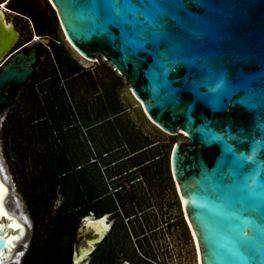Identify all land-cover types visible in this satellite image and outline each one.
<instances>
[{"label":"water","instance_id":"95a60500","mask_svg":"<svg viewBox=\"0 0 264 264\" xmlns=\"http://www.w3.org/2000/svg\"><path fill=\"white\" fill-rule=\"evenodd\" d=\"M50 2L80 56H101L158 127L187 136L171 170L201 264H264V0ZM36 62V49L13 55L0 90L26 84ZM14 104L0 95V264L21 263L33 226L12 205L18 189L4 169ZM87 220L73 263L97 237Z\"/></svg>","mask_w":264,"mask_h":264},{"label":"rangeland","instance_id":"374dc122","mask_svg":"<svg viewBox=\"0 0 264 264\" xmlns=\"http://www.w3.org/2000/svg\"><path fill=\"white\" fill-rule=\"evenodd\" d=\"M8 7L27 14L36 34L62 41L47 50L2 129L4 169L18 189L15 199L22 214L33 225L20 264H76L82 217L103 218L108 229L78 264H143L145 254L154 264H198L171 170L175 144L187 142V136L182 131L174 136L158 127L130 86L101 56L95 64L78 57L50 0H13ZM5 14L20 34L18 45L27 41L32 28ZM63 54L75 65L77 77ZM119 103L122 113L115 117L112 110ZM32 104L40 111H33ZM16 121L23 126L29 122L23 135L18 134ZM67 157L71 176L80 171L65 183L61 170ZM79 178L89 190L77 212L74 185ZM97 195L99 204L92 200ZM120 200L130 218L118 205Z\"/></svg>","mask_w":264,"mask_h":264},{"label":"flooded vegetation","instance_id":"af4514ba","mask_svg":"<svg viewBox=\"0 0 264 264\" xmlns=\"http://www.w3.org/2000/svg\"><path fill=\"white\" fill-rule=\"evenodd\" d=\"M5 1H7V2L6 3L5 2L0 3V5H2V7L0 6V10L3 11L4 14L6 11L7 14H13L14 16H17L19 19H22L23 21L26 22V24L28 26H30V28H32V31H31L30 38L27 41H25L24 43L18 45V43L20 41V34H19L17 28L15 27V25L11 22H8V23L12 24V26H13V31L11 33H16V40L9 49H7L4 53L0 54V66L5 64L13 55H15L16 53H19V52H23L24 54L27 55L30 53V51L36 49V56H37V62L33 66L35 71L30 76V78L26 84L15 85V86L10 85V86H6L2 90H0V95H7L8 98L15 99V104L12 106V107H14L16 105L17 100L20 98V96L24 94L27 86L32 83L31 81L33 80V78L38 73L40 65L45 61L47 50L52 51V47H51V46H53L52 44H56V45L60 46V45H62V41H57L56 39H53L48 35L42 36V35L36 34L32 19L27 14H22V13L15 11L14 9L9 8L8 5L11 2H13V0H5ZM6 4H7V6L4 8L5 9V11H4L3 7ZM5 20H6V18H5ZM10 38L14 39V35L11 34ZM67 43H68V41H67ZM68 45H70V44L68 43ZM70 47H71V45H70ZM71 48L74 49L73 47H71ZM6 55H8V56L5 58ZM77 55H78V57H80V55L78 53H77ZM62 56H63L62 59L65 61V63L68 66H70V69L75 70L76 69L75 65H73V63H70L68 61L67 56L65 54H63ZM4 58L7 59L5 62H3ZM78 75H79V73L76 72L75 76H78ZM65 128L66 127H64L63 129H65Z\"/></svg>","mask_w":264,"mask_h":264},{"label":"bare ground","instance_id":"6f19581e","mask_svg":"<svg viewBox=\"0 0 264 264\" xmlns=\"http://www.w3.org/2000/svg\"><path fill=\"white\" fill-rule=\"evenodd\" d=\"M2 6V5H1ZM4 8V7H3ZM6 16L3 13V11L0 10V54L4 53L7 49H9L13 43L16 40V33H11L13 31V26L12 24L8 23L5 20ZM13 34L14 35V39L10 38V35ZM65 35V33H64ZM66 36V35H65ZM38 39V38H37ZM66 40L68 41V43L71 45V47H73V45L69 42V40L66 38ZM69 45V46H70ZM74 48V47H73ZM9 181H10V177L7 174ZM13 203L15 205V209L24 217L26 218L22 212L20 207L17 204V201L14 197L13 199ZM184 207V206H183ZM185 211V210H184ZM186 215V214H185ZM28 220V218H26ZM186 219L188 220L187 216ZM29 221V220H28ZM189 222V220H188ZM190 225V222L189 224ZM86 226L87 229L86 231H93L94 234L97 233V237L95 238V240H89L87 241V244L85 246H82L81 248V254L80 256L76 257V261L75 263L78 264L79 262L81 263L82 260H84L87 256H89L93 251H94V247H95V243L96 242H101L104 238L105 235V231L108 229V226L106 225V220L105 219H101L98 221H95L93 218H88V220L86 221ZM191 227V225H190ZM192 230V237L194 238V244L196 246V250H197V261L198 264H201V256H200V251H199V246H198V242L197 239L193 233V229L192 227L190 228ZM86 232H84L85 235ZM88 259V258H87ZM83 264V263H82Z\"/></svg>","mask_w":264,"mask_h":264},{"label":"trees","instance_id":"16d2710c","mask_svg":"<svg viewBox=\"0 0 264 264\" xmlns=\"http://www.w3.org/2000/svg\"><path fill=\"white\" fill-rule=\"evenodd\" d=\"M62 61V60H61ZM63 64H65L64 62H62V64H61V68L63 67ZM68 66V65H67ZM68 68V67H67ZM68 69H70V68H68ZM73 77H77V76H75V73H76V69L75 70H73ZM118 106H119V108L118 109H116V110H112V113H113V116H115V117H119L120 116V114L122 113V110L120 109V103L118 104ZM32 110L34 111V110H38L37 109V107H36V105L35 104H32ZM38 111H40V110H38ZM110 118V117H109ZM108 118V119H109ZM110 121V120H109ZM29 124V122H27V125ZM18 125H19V129H17V132H18V134H20V135H23L24 134V130H23V128L25 127V126H27L26 125V123L24 124V126L22 125V123L21 122H17L16 121V123H15V125L14 126H17L18 127ZM44 130V129H43ZM42 130V131H43ZM42 136H44V135H42ZM45 137V136H44ZM69 158L67 157V159H65V160H63V163H64V167H63V169L61 170V175H62V181L63 182H68L69 180H70V178L71 177H74V176H77V172L78 171H80L79 169H77V171L76 172H74L75 173V175H73V176H71V174L72 173H69L71 170H70V162L69 161H67ZM142 164H140V166H141ZM83 176V175H82ZM79 177V176H78ZM80 180H79V182L78 183H76V185H74L75 186V190H76V200H78L77 202V205L74 207V210H76L77 212H79L80 210H81V208H83V205H84V192L88 195V192L86 191V190H89V186L87 187V185L88 184H86V187H84L82 184H81V180H82V178H79ZM84 184H85V182H84ZM77 185H78V187H77ZM79 191H81L80 193H79ZM81 195V199H80V196ZM98 195H101V194H98ZM98 195L97 196H95V198H92V200H94L95 202H98V204H99V197H98ZM103 196H101L100 198H102ZM111 200V199H110ZM134 203V205H136V203L135 202H133ZM118 205L120 206V207H123V209H124V211H125V213H126V215H127V218H130V214H129V212H128V207H126V205L120 200V202L118 201ZM114 211V210H113ZM115 211H116V209H115ZM114 211V212H115ZM135 215V214H134ZM83 218V217H82ZM73 235H72V238H75L76 237V228H75V230L73 231V233H72ZM144 233H142V235H143ZM56 256H59V255H56ZM55 256V257H56ZM144 256V260L142 261L143 262V264H154L153 262V259L151 258V257H149L147 254H145V255H143ZM70 260V259H69ZM49 264H53V263H49Z\"/></svg>","mask_w":264,"mask_h":264}]
</instances>
